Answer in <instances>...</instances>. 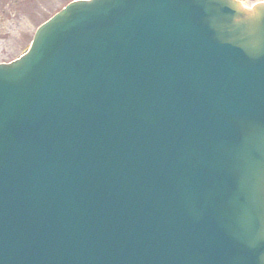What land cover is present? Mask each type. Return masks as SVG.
<instances>
[{"label": "water", "instance_id": "95a60500", "mask_svg": "<svg viewBox=\"0 0 264 264\" xmlns=\"http://www.w3.org/2000/svg\"><path fill=\"white\" fill-rule=\"evenodd\" d=\"M0 264H264V2L72 0L0 63Z\"/></svg>", "mask_w": 264, "mask_h": 264}, {"label": "rangeland", "instance_id": "374dc122", "mask_svg": "<svg viewBox=\"0 0 264 264\" xmlns=\"http://www.w3.org/2000/svg\"><path fill=\"white\" fill-rule=\"evenodd\" d=\"M69 0H0V63L29 45L36 27ZM246 8L264 0H239Z\"/></svg>", "mask_w": 264, "mask_h": 264}]
</instances>
